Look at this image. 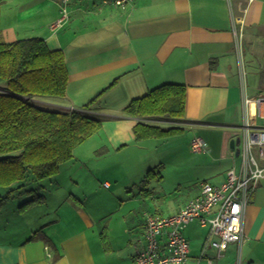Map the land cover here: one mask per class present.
<instances>
[{"label":"crops","instance_id":"obj_1","mask_svg":"<svg viewBox=\"0 0 264 264\" xmlns=\"http://www.w3.org/2000/svg\"><path fill=\"white\" fill-rule=\"evenodd\" d=\"M61 10L59 0H2V34L8 42L44 38L51 49L64 51L70 79L59 105L82 108L95 100L89 111L102 120L88 141L106 137L107 144L99 146L112 152L166 139L136 142L134 127L144 119L165 128L186 125L195 130L193 140L206 142L204 150L192 149L197 153L194 165L206 171L192 174L191 193L184 202L171 204L169 215L197 197L202 183L219 185L231 168L239 169L241 158L231 141L243 138L245 124L264 130V100L256 103L264 98V0H131L125 8L104 0H70L68 20L56 26ZM165 83L187 86L182 120L135 118L126 112L132 99ZM50 198L46 194L44 202ZM54 205L31 223L2 231L0 264H133L144 246L148 216L163 215L136 208L129 225H114L96 212L103 207L95 206L89 192L63 194ZM194 222L195 228L202 227ZM244 223L245 240L229 243L222 252L205 249L209 227H202L207 232H184L191 242L187 264L207 259L213 264H264V179L246 206ZM39 229L43 237L30 240Z\"/></svg>","mask_w":264,"mask_h":264},{"label":"trees","instance_id":"obj_2","mask_svg":"<svg viewBox=\"0 0 264 264\" xmlns=\"http://www.w3.org/2000/svg\"><path fill=\"white\" fill-rule=\"evenodd\" d=\"M1 10L2 0L0 187L11 189L5 199L12 189L23 190L22 194L28 197L21 206L26 207L45 201L41 182L56 175L61 163L74 159L75 149L98 133L102 120L89 111L93 110L94 107H91L95 100L82 108L51 106L46 109L35 102L36 98L67 96L70 79L67 57L62 49H51L44 38L6 41L2 34ZM186 90L185 84L165 83L146 95L132 99L125 110L135 118H182L186 114ZM183 130L181 126L165 128L144 119H140L134 127L136 142L167 138ZM156 172L163 177L160 170L151 168L147 177L151 178ZM35 182L37 185H34ZM42 232L41 229L35 231L30 240L42 238Z\"/></svg>","mask_w":264,"mask_h":264},{"label":"rangeland","instance_id":"obj_3","mask_svg":"<svg viewBox=\"0 0 264 264\" xmlns=\"http://www.w3.org/2000/svg\"><path fill=\"white\" fill-rule=\"evenodd\" d=\"M34 100L46 109L60 106L59 104L64 101L59 97ZM172 125L181 126L184 130L169 138L149 142L147 148L103 152L104 149L99 144L100 142L107 144L106 137H97L95 141H92V137L89 141H84L79 145L82 147L78 149L76 158L61 163L56 175L41 182L43 192L53 195V199L50 198L48 202L22 207L21 203L28 197L22 194L23 190L12 189L10 196L5 199L11 189L0 187V191L5 193L2 198L0 197V237L2 231L12 232L19 229L17 226L31 223L38 215L42 216L51 211L58 197L72 192L91 193L95 206L103 207L96 212L100 214L102 212L106 219L104 221L113 220L114 225L125 222L129 225V219L136 215L135 211L131 210L136 208L140 211L150 208L151 213L160 212L168 216L171 204L184 202L191 193L190 186L195 183L192 174L206 171L194 165V161L197 160V153L192 150L195 130L186 125ZM150 168L160 170L163 177H159L157 172L151 178L145 177ZM200 179L198 178L199 181ZM106 180L111 182L109 187L104 186L103 182ZM35 183L34 185H37V182ZM43 192L39 191L41 194ZM104 207L107 208L104 210ZM195 224L190 223L184 232L208 231L207 228L203 229L200 226L195 228ZM203 264L213 263H208L207 259Z\"/></svg>","mask_w":264,"mask_h":264},{"label":"built area","instance_id":"obj_4","mask_svg":"<svg viewBox=\"0 0 264 264\" xmlns=\"http://www.w3.org/2000/svg\"><path fill=\"white\" fill-rule=\"evenodd\" d=\"M59 1L62 16L56 26H62L69 15L70 0ZM129 1L104 0L105 4L113 3L123 8ZM263 100V97L259 98L256 103L260 104ZM245 125L239 151V169L231 168L222 184L202 183L199 195L179 212L169 216L150 214L143 234L144 246L137 252L133 264H187L191 242L184 235V229L196 220L202 227L211 230L212 235L206 241L205 249L211 246L222 252L229 243L241 244L245 240L246 206L264 179V130L256 129L250 123ZM206 146L202 138H195L192 142L194 151L204 150ZM104 185L109 186L108 183ZM213 236H217V240ZM209 262L213 263V259H209Z\"/></svg>","mask_w":264,"mask_h":264},{"label":"water","instance_id":"obj_5","mask_svg":"<svg viewBox=\"0 0 264 264\" xmlns=\"http://www.w3.org/2000/svg\"><path fill=\"white\" fill-rule=\"evenodd\" d=\"M241 144V138L238 139H234L231 141V148L232 150H236V155L239 156L240 154V149H239V145Z\"/></svg>","mask_w":264,"mask_h":264}]
</instances>
